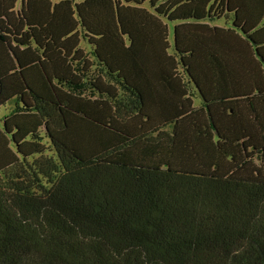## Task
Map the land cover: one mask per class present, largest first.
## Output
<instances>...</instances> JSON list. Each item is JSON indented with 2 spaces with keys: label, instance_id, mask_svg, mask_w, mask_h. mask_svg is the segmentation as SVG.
<instances>
[{
  "label": "trees",
  "instance_id": "trees-1",
  "mask_svg": "<svg viewBox=\"0 0 264 264\" xmlns=\"http://www.w3.org/2000/svg\"><path fill=\"white\" fill-rule=\"evenodd\" d=\"M0 264H264V0H0Z\"/></svg>",
  "mask_w": 264,
  "mask_h": 264
},
{
  "label": "rangeland",
  "instance_id": "rangeland-1",
  "mask_svg": "<svg viewBox=\"0 0 264 264\" xmlns=\"http://www.w3.org/2000/svg\"><path fill=\"white\" fill-rule=\"evenodd\" d=\"M173 24H170V32H169V41L172 43V38H173ZM171 50V48H170Z\"/></svg>",
  "mask_w": 264,
  "mask_h": 264
},
{
  "label": "crops",
  "instance_id": "crops-1",
  "mask_svg": "<svg viewBox=\"0 0 264 264\" xmlns=\"http://www.w3.org/2000/svg\"><path fill=\"white\" fill-rule=\"evenodd\" d=\"M214 26H216V27H224V28H226V26L225 25H223V22L221 21H219V22H217L216 24H214Z\"/></svg>",
  "mask_w": 264,
  "mask_h": 264
}]
</instances>
